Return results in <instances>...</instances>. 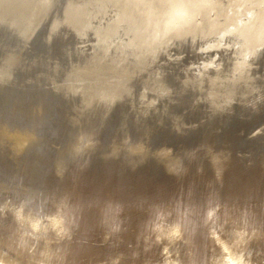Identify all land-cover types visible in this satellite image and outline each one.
Instances as JSON below:
<instances>
[{
  "label": "bare ground",
  "instance_id": "6f19581e",
  "mask_svg": "<svg viewBox=\"0 0 264 264\" xmlns=\"http://www.w3.org/2000/svg\"><path fill=\"white\" fill-rule=\"evenodd\" d=\"M177 7L190 9L192 15L186 21L187 27L169 31L164 26L167 19L165 14L171 15L169 10ZM41 25L45 29L42 39L46 43L53 35H62L64 38L71 34L73 37L72 46L64 49L63 60H59L54 55L50 57L39 54L31 57L28 61L29 66H39V69L33 72L34 78L44 82V86L47 85L53 94L56 93L68 102V106L66 104L68 109L64 108L66 111L63 110L68 112V114L65 113L67 116H63V119L65 120L66 117L65 121H67V126L63 127L64 130H67H62L63 133L65 132V134L62 133L65 139L61 141L62 143H58L55 154H53L55 155L53 158L59 163V166L64 161L66 164L65 159L68 160L69 158L66 157L69 155L76 157L74 147L78 143V138L85 135L93 143L81 156L84 153L98 155L96 158L86 155L88 158L92 157L91 161L94 158L96 162V159L100 158L101 161L106 162L124 151L128 155L130 166L141 165L143 161L151 158L150 160L153 159L157 165L160 164L163 170L175 171L180 162L184 163L181 157L185 153L183 148L185 145L174 147L171 144H166L165 141L168 140V137L171 139L173 136L170 135L165 136L167 140L163 143L159 141L162 143L161 145L154 147L151 143V125L148 120L154 118V121L160 124L163 119H167L166 121L170 123L168 128L179 135H183L191 127L197 128L198 120L195 115L193 114L191 118L188 117L189 112L185 111V107L182 106L184 109L180 107L181 104H185L179 101L184 92H189L187 105L188 110H191L190 113L193 108L199 109L202 117L204 116L205 119L209 117V123L213 119L212 116H218L219 119L223 116L226 119L225 117L229 113H233L234 109L238 113L236 108L242 112L252 111L251 115L253 112L260 114L264 109V60L261 62L264 57V0H191L185 5L171 4L168 0H0V27L13 35L18 42L15 47L0 46V84L10 81L13 71L20 63L21 49L28 45L31 36ZM185 53H187V57ZM184 56L185 59H183ZM173 65L178 67L179 71L175 70L177 73L170 80L167 75H171L170 71H172ZM177 101L181 104L178 105ZM173 102H176L177 107L179 106L181 109L173 110ZM40 107L38 102L33 109L34 112L36 113V108L40 110ZM115 107L120 108V111L117 109L120 112V117H117V119L119 118L118 125H115L113 136L109 134L110 139L108 142L105 140L106 144L104 145L103 142L102 146V140L97 137L96 126L93 122L108 117ZM30 108L28 111H31ZM116 114L118 115V113ZM128 114L138 125V130L136 129L138 133L136 132L135 138L130 139V145L125 144V140L128 139V134L130 136L131 134L122 129L121 125L123 119L128 118ZM205 115L208 116L205 117ZM248 115L250 118L249 113ZM257 116L254 114L252 117ZM202 117H199L200 121H202ZM228 117L230 118V116ZM245 118L247 117L245 116ZM230 119L228 120L230 121ZM207 120L208 118L205 121L206 124ZM8 121L0 114V143H6L12 152H22L23 156L27 155L25 153L30 152L29 150L34 146H38L43 139L41 138L39 120H37L38 122L31 120L32 124L27 125H25L26 123L16 125L17 122ZM109 121L111 122V119ZM218 122L216 123L218 124ZM225 122L227 123L224 124ZM261 123L257 124L256 122L255 127L250 130L253 137L245 141V145H247L245 147L247 154L254 153L251 147L253 149V147H259L262 144L261 152L256 157L264 163V126ZM217 124L216 126L219 127ZM220 124L225 126L229 122L221 123L220 121ZM165 125L168 126V124ZM203 128L205 129V127ZM210 129L212 131V128ZM166 130L163 131L164 135ZM204 132L202 136H199V138L202 137V140L206 135ZM44 134L47 136L46 133ZM51 138L47 140L44 137L46 142L50 141L49 144ZM219 138L217 139L221 140ZM207 139L208 137L205 138L206 142ZM205 140L202 141L204 147H201L204 148L202 150L205 152L207 164L215 172H220L230 157L229 152H225L228 149L219 147V150L215 149L216 147L213 148L209 141L205 145ZM161 141H163L162 137ZM181 141L177 142L178 145H181ZM43 142L45 143V141ZM214 143L216 144V141ZM216 145L219 146V144ZM130 146L137 147L138 151L130 152L128 150ZM41 147L44 148V146ZM245 147L243 148L245 149ZM189 148L187 147L186 153L193 149L188 150ZM242 149L243 152L244 149ZM35 150L37 151V148ZM40 152L37 151L36 154ZM34 154L33 156L37 157ZM31 156L29 157L31 158ZM185 158L187 159V157ZM63 167L59 168L64 170ZM59 168L56 170L59 171ZM130 168L132 169V167ZM62 170L60 171L62 172ZM224 219L218 221L219 226H222L223 239L233 247L234 251L243 253L250 264H264V254L257 253L258 250L255 248L260 243L256 241L262 240L259 239L261 232L257 228H248L234 215ZM244 232L247 235L244 236L242 242L237 243L240 239L238 233ZM3 235L1 233V236ZM10 240L5 241L0 238V260H3L4 264H41V262L43 264H67L65 262H69L65 258L57 259L59 256L49 260L41 255L47 250H37V252L29 250L28 252V249H22L16 244L18 239L14 242L15 244L12 242L13 238ZM209 240L210 246L205 264H213L217 258L223 255L217 241ZM176 244L169 245L167 241L159 243L158 254L160 256L157 261L152 259L153 263L151 260L148 262L143 260V262L145 261V264H154V262L169 264L170 261H180V264H188L187 260L185 262L182 260L183 257L181 258L185 253L179 254L183 250V246L180 248L182 250L178 251L175 247ZM179 246L181 247V245ZM41 247L45 248L44 244ZM165 247L169 249L167 253L164 251ZM54 253L56 254V252H53L55 256ZM85 262L83 261V264H86ZM137 262V264L139 262L142 264L141 260H137ZM73 263L71 262V264Z\"/></svg>",
  "mask_w": 264,
  "mask_h": 264
},
{
  "label": "rangeland",
  "instance_id": "374dc122",
  "mask_svg": "<svg viewBox=\"0 0 264 264\" xmlns=\"http://www.w3.org/2000/svg\"><path fill=\"white\" fill-rule=\"evenodd\" d=\"M60 37H62V35H60ZM43 42H45V40H43ZM48 42L47 44H49ZM185 54L187 57V53ZM185 56L183 59H185ZM262 58L261 62L264 60V57ZM177 68L178 67H174L173 65V68L171 67L172 71H170L171 69L169 67L170 74L172 75H170L171 78L179 71V68ZM28 77H30L29 80H32L31 82H33V84H31L25 94L20 95V97L19 93H16L15 97H12L9 111L0 114L3 118L5 117L7 121L17 122L18 124L16 125L25 123V125H27V121L32 123L31 120H34V122H37V120L43 121L41 124L42 127L40 128L41 138L43 139H41L42 142L40 141L38 146L36 145L37 147H35L34 150H29L30 152L34 151L35 154L34 152L27 153L25 151L27 155L24 156L22 152H12L6 143H0V206H7L9 209H13L23 203L26 206L27 212L31 213L32 216L34 215V217L46 218L51 215L64 216L67 227V232L61 236L49 230L46 237L49 242L47 246L44 239H41L39 244L32 241V243H35L37 246L33 251L36 250L37 252V250L44 249V251L49 250L51 252L52 250V255L53 252H56V254L54 253L55 256L53 255L54 259L58 256L59 258L57 259L65 258L70 262H65L67 264H71V262L83 264V261H86V264H90V262L91 264H111L117 259H119V263L121 264H137V260H141V263L145 264L150 260L152 262V259H156L155 261H157L160 256V254H158L160 245L155 242V236L150 232V225L156 221L157 215L159 213H164L165 216H167V214L171 213V216L168 218V222L171 223L176 220L177 217L184 218L186 214V227L188 231L185 239L187 243L179 242L175 247L178 251L183 249V252L181 251L179 254L183 255V253H185L181 256V258L183 257L182 260L185 262L190 261L189 252L192 251L196 253V259L199 261V264H205L210 246L209 231L205 221L207 213L209 211H215L216 215L214 220H217V222L220 219L234 215L235 218L240 222L242 221V224H245L248 228H257L261 232V237L259 239L262 240L256 241L260 243H255L258 245V247L255 246V248L260 251H257V253L264 254V247L262 248V246H264V163L260 162L257 158L258 153L261 152L262 144L259 147H253V149L251 147L255 155L251 152L247 154V145H245V141L253 137L250 130L255 127V123L257 122V124H260L262 122L261 124L264 126V121H261L264 120V109L261 111L263 115L260 112V114L257 113L259 115L258 117L254 112L251 115L252 111L249 112V110H246V113V111L242 112L239 108H236L238 113L235 112L234 109L233 113L231 112V114L229 113L228 115L231 119L228 116L224 119L222 116L220 120L218 116H212L213 119L215 118V121L212 122V119L209 123L210 120L209 117H207V124L209 123L207 125L205 122L207 118L205 119L204 116L202 117L199 109L196 108L200 113L195 108H193L194 111L192 109L193 113H190L191 110H188L189 108L187 105V103H189V92H184V94L181 95L183 96L181 97L182 101H179L185 104L182 105L179 101H177V104H181V108L185 107V111H187V113L189 112L188 117L191 118L193 114L195 115L198 120L196 124L197 128L195 126V128L191 127V129L189 128L183 135H179L168 128L170 127V123L166 121L167 119H163L160 123L161 125L155 122L154 118L148 120L151 125V142L154 143V147L157 146V143H163L167 140L165 136L168 137L173 135L171 139L168 137L169 142L168 140L165 141L166 144H171L174 147H183L185 145L183 147L185 153L187 147L193 148L190 152L188 151L189 153L187 152L188 154L186 153V155H184V153L182 155L181 160H184V163L180 162L179 167L175 171L167 172L163 170L162 166L160 164L157 165V162L153 161V159L150 160L151 158H148V161H145L146 163L143 161L144 164L140 162L142 163L141 165L137 164L130 166L127 158L128 155L124 151L118 154L119 156L117 155L107 160L108 162L101 161L102 159L100 160V158H97L96 162L94 158L91 161L92 157H98L96 154V156H94V153H91L92 155L90 153H84L82 156L81 154L75 153V155L77 154L78 156L69 155L66 158H69L70 161L69 159H65L66 164L65 161L63 164H60L61 167L64 166V170H62V168H59V163L55 161V155L53 154H55L58 143L65 139L64 135H62V130H64L63 127L65 128V126H67V121H65L66 117L65 120L63 119V116L68 114V112H64L66 111L64 108H66L68 102L62 99L63 97H60L56 93L55 95L51 90H48L47 85L44 86V84L39 81V84L37 81L34 82V79L30 75H28ZM36 89L39 90V92ZM34 93L37 94L41 100L43 99L44 103L48 105L47 107H49V110H51L50 112L48 109L44 111V109L40 108V110H38L40 115L38 111L35 110L37 111L36 116L33 109L38 102L34 99V96L37 95H32ZM184 99L185 101L183 102ZM177 104L173 102V110L178 111L181 109L179 106L177 107ZM51 105L53 108H51ZM118 107L121 108V106ZM118 107L113 110L115 115L112 113L109 118L111 122L109 121V128L101 142L102 146L103 142L104 145L106 144L105 140L108 142L110 139L109 134L113 136L114 129L117 126V120L119 119H117V117H120V112L117 111V109L120 111ZM29 108L31 111H28ZM66 109H68V107ZM42 111L48 114L43 115ZM61 112L64 113L61 114ZM116 113H118V115ZM248 113L250 114V118L248 117ZM254 114L257 117L253 118ZM129 115L130 114L127 116L126 122L128 123L127 129L132 128V130H138L137 123L131 115L132 119L129 118ZM244 115L247 118H245ZM206 116L208 115H205V117ZM195 117L193 116V118ZM199 117L204 119L201 118L203 122L200 121ZM259 118H261L260 121ZM228 119H230V121ZM92 120L94 119L92 118ZM223 120L228 121L229 124L225 126L224 124L227 122L223 125L220 124V121L221 123L224 122ZM131 121L134 122H132L134 126L130 124ZM214 122H218V124H216L219 125L220 128L216 126ZM165 124H168V126ZM203 127H205V129ZM214 127L217 128L216 133ZM222 127L225 128L223 129ZM210 128H212V131ZM153 129L157 130L154 131ZM137 130L135 133H138ZM164 130H166L165 135V132H163ZM169 131L173 133L170 134ZM43 132L46 133L47 136ZM126 132L129 133V130H126ZM203 132L206 135L203 140L202 137H200V140L199 136H202ZM63 134H65V132ZM130 134L131 136L128 134V139L135 138L132 133ZM44 137H46L47 140H50L52 137L50 143L52 146L48 143L50 141L46 142L47 140L44 139ZM161 137L163 141H161ZM206 137H208L207 140L213 148L216 147L215 149H218L219 147L225 150L228 149L225 151H228L229 153H227L230 156L228 157V162L225 164L228 165H224L225 167L223 166L221 168V170H223H220V172H215L213 168L207 164L205 152L203 151L204 148H202L204 147L202 145L204 142L202 141H204ZM184 138L187 139L185 140ZM170 140L175 143L173 142V144ZM43 141H45V143ZM180 141L181 145H178ZM215 141L219 146L214 143ZM207 142L205 145L208 144ZM198 144H201L200 147ZM41 146H44V148ZM243 147H245V149ZM36 148L38 152L41 150L39 154H36ZM190 148L188 150H190ZM241 152L244 154L242 155ZM18 154H21L22 157ZM30 154L32 156L33 154L37 155V157H32ZM86 155L92 157H89V159ZM29 156H31V158ZM185 157H187V159ZM67 162L68 166L66 167ZM129 166L132 167V169ZM57 168H59V171L56 170ZM60 170H62V172ZM22 180H24V182H22ZM113 223L119 224L120 230L118 232H113L111 230V225ZM22 230H27V225L21 228L11 211L0 214V232L2 235L6 233L5 236H1L0 233V238L5 241L12 240L13 238V244H15L14 242L18 239L16 242L18 245L20 232ZM148 236L152 238L146 240ZM43 244L45 248L41 247ZM179 245H181V247ZM262 250L263 252H261ZM27 251L29 252V250ZM31 251L32 250H30V252ZM143 260L146 262L144 261V263ZM154 264H156V262H154Z\"/></svg>",
  "mask_w": 264,
  "mask_h": 264
},
{
  "label": "clouds",
  "instance_id": "9594fccd",
  "mask_svg": "<svg viewBox=\"0 0 264 264\" xmlns=\"http://www.w3.org/2000/svg\"><path fill=\"white\" fill-rule=\"evenodd\" d=\"M168 2L175 5H185L190 3L191 0H168ZM169 12L172 14L168 15V13H166L165 15L167 16V19L164 22V26L167 30H180L181 28L188 26L186 21L188 20V17L192 15L190 9L177 7L176 9H170ZM92 143L93 141L89 137L81 135L78 138V143L74 147V151L77 154H82L87 148L92 146ZM125 144L130 145V138L125 140ZM128 150L135 153L138 151V148L130 146ZM7 211L13 213L21 228H23L24 225H27V230H22L19 236L18 246L22 249L34 250L36 244H38L41 239L45 240L47 246L49 242L46 237L49 230L55 232L58 236L67 232L66 219L64 216L58 215L46 218L34 217L27 212L26 206L23 203L13 209H9L7 206H0V214ZM215 215V211H209L205 221L210 239L217 241L223 254L221 257L217 258L213 264H250V261L245 259L243 253L234 251L233 247L223 239L221 235L222 226H219L218 222L214 220ZM170 216L171 213L167 214V216H165L164 213H159L156 221L150 225V232L155 236V242L163 243L164 241H167L169 245H174L178 242L187 243L185 239L188 231V228L186 227V214L184 218L177 217L176 220L169 223L168 218ZM45 220L48 222L45 223ZM111 230L113 232H118L120 230L119 224L113 223L111 225ZM238 235L240 239L237 243L242 242L247 233H238ZM151 238V236H148L146 237V240H150ZM32 241H35L36 244H33ZM164 251L167 253L169 251L168 247H165ZM41 255L47 257L49 260L53 258L50 251L42 252ZM189 257V264H199L195 252L190 251ZM0 264H4V261L0 260ZM41 264H43V262H41ZM113 264H119V260L117 259L116 261H113ZM169 264H180V261H170Z\"/></svg>",
  "mask_w": 264,
  "mask_h": 264
},
{
  "label": "water",
  "instance_id": "95a60500",
  "mask_svg": "<svg viewBox=\"0 0 264 264\" xmlns=\"http://www.w3.org/2000/svg\"><path fill=\"white\" fill-rule=\"evenodd\" d=\"M44 30H45L44 26L41 25L36 30V32L31 36L30 40L28 41V45L23 47L20 51L21 52L20 63L17 65V67L13 71L10 81L7 83L0 84V113L9 111V107L11 106V102H12V97H15L16 93H19V96L22 94H25L26 90L29 89L28 87L31 84H33L31 81L28 80L29 79L28 75L34 78L33 72L39 69V66L38 65L29 66L28 61L31 57L35 55H39V54H41L42 56L48 55L50 57L54 55L59 60L61 59L63 60L64 58L62 56H63L64 49L67 47L70 48L72 46L73 37L71 36V34L67 35L64 38L60 37V35H53L49 41V44H47L46 41L43 42L42 38H44ZM17 43H18L17 39L13 35L9 34V32H7L6 30L0 27V46L9 45L11 47L12 46L15 47ZM167 76H168V79L172 80L170 75H167ZM35 81L38 82L39 80L35 79ZM39 82L44 84V82L42 81H39ZM47 89L50 90L48 86H47ZM34 99H36V101L38 100L37 102H39L41 105L40 108L45 109V110L48 109V111H50L49 107H47V105L44 103V101L41 100V98H39L38 95L34 96ZM36 110L38 109L36 108ZM113 110L110 112L108 117L102 118L101 121L94 120L93 122L96 126V133H97L96 135L100 140H103V138L105 137V134L107 133V129L110 124L109 118L112 115ZM45 114H48V113L43 112V115ZM118 121H117V125H118ZM42 122H40L41 127H42L41 125ZM126 122H127V119L124 118L121 123L123 127L122 129L129 130V133H132L133 137H135L136 136L135 130L127 129ZM28 124H32V123H28ZM153 144L154 143H152V145ZM161 144L162 143H157L156 145L159 146ZM35 147L36 146H34V148ZM34 148L31 150H34Z\"/></svg>",
  "mask_w": 264,
  "mask_h": 264
}]
</instances>
